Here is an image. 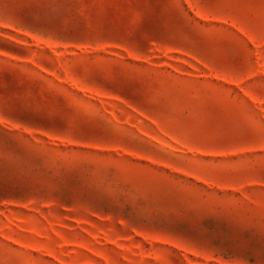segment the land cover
Instances as JSON below:
<instances>
[{
	"label": "rangeland",
	"instance_id": "obj_1",
	"mask_svg": "<svg viewBox=\"0 0 264 264\" xmlns=\"http://www.w3.org/2000/svg\"><path fill=\"white\" fill-rule=\"evenodd\" d=\"M0 264H264V0H0Z\"/></svg>",
	"mask_w": 264,
	"mask_h": 264
}]
</instances>
